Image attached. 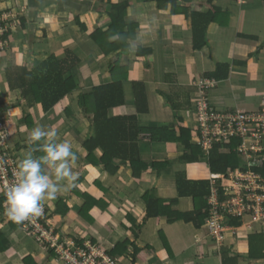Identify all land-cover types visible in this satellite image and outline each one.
<instances>
[{
	"label": "trees",
	"instance_id": "1",
	"mask_svg": "<svg viewBox=\"0 0 264 264\" xmlns=\"http://www.w3.org/2000/svg\"><path fill=\"white\" fill-rule=\"evenodd\" d=\"M111 1L113 0H107L108 7L110 8L108 13L110 29L104 31L97 28L88 35L89 39L97 47V51L101 54L104 52V57L109 59L107 60L108 69L104 74L108 84H98V86H92L91 89L85 90L88 86L87 80L92 81L93 78L88 76L79 77L81 68L79 65L80 59L70 50L66 51L65 57L61 59L57 58L53 53L50 54L33 70H29L24 66L22 67L20 64H14L12 68L6 69L4 73L5 81L0 86V89L3 88L2 85L5 86V96L0 95V118L3 124L6 125L5 116L7 113H5L6 108L4 103L9 97H14L13 93L19 96V99L26 101L29 106L40 107L44 116L54 114L56 106L68 97H75L77 99L79 111L89 121V126L92 129L84 138L83 150L85 156L83 157V161L85 160L92 167L101 166L110 177H114L115 173L124 168V173L125 171L127 173L125 181L131 179L133 184L126 192H123L122 196L130 195V192L132 195L138 196V191L141 188L143 193L140 194L141 197L139 199H136H138V203L144 206V211L142 215L133 211H128V213L122 211L124 219L120 223V227L122 226L125 232L130 233L133 236V240L130 238L119 240L113 236L115 233L112 232L115 230V227L110 222L109 226L105 227L106 231L103 230L106 243L99 242V239L91 233L90 228H93V223L95 222L92 214L96 210L105 214L110 212L115 203L121 205L122 203L116 195L120 196L122 193L116 190L117 194H114L113 191H110L111 189L106 188L102 183L98 182L94 186L95 189L91 192L81 193L79 189H71L69 192V199L70 197L74 199L78 198L82 203L77 208L78 212L75 216L80 221L76 231L71 230L70 233L61 232V227L59 226L63 225L61 222H64V220L60 222L54 219L56 216L59 218L63 217V219L68 218L72 211L66 201L68 199H64L62 196L56 199L54 208L48 211L47 221L55 220V222L53 220L52 222L56 227V233L60 235L63 243L70 242L76 248L85 249L87 242H89L113 259H117L119 264H140L148 261L149 256L154 252L153 246L143 237L144 229L150 222L154 221L155 224H159L164 220L169 226L183 224L191 226L196 233L208 232L207 221L210 218L209 199L213 188L211 175L218 174L223 177V180L221 182L218 181L215 185L222 201L225 199L222 189L229 183V173L242 169L243 158L236 150L239 141H233L227 145H216L206 156L202 147L193 141L194 139L198 141L199 130L197 126H194L195 131H192V128H181L177 131L176 127L175 129L169 128L167 124L159 125L152 123L149 126L144 123V117H148L150 113V101L154 95L156 98L160 96L165 100V103L174 112V122L178 123L184 121L183 118L179 117V112L184 111L186 113L192 108L193 95L187 94L185 96L184 94L166 93L167 91L158 89L156 86L152 87V90H148L145 82L133 79L134 72L130 70L129 66L122 67L119 61L120 58L126 54H132L134 47L138 46L135 55L138 59H146V63L150 65L147 70L149 73L152 71L156 75H159V77H163L168 86H177L178 84V78H175L176 75L168 71L169 68L167 66L170 63L165 62L162 56L157 54L154 47L147 46L145 48L141 46V43H138L141 37L140 32L142 34L145 32L141 31V24L133 23L129 25L127 23V9L133 0H121L115 5ZM192 1L143 0V4L145 6L156 4L158 10L169 13L170 19L174 17L173 22L176 20V16L191 18L193 21V49L191 50L199 51L208 45L207 34L209 26L211 24H220L221 18H224L225 14L222 8L213 5L215 0H208V3L212 7L205 13L195 12L194 9L186 5L191 4ZM262 1L264 2V0ZM178 11L179 15H176L175 12L177 13ZM7 12H11V9L3 12V14ZM22 16L20 18V25L25 27L27 20L24 15ZM75 23L77 24L76 29L79 33L88 34V28L81 23L80 19L76 18ZM21 26L17 27V29L19 28V34H25L26 29H22ZM107 33L110 35V41L115 36L118 37V40L111 41L108 44V49L105 50L104 44L108 39H104V35ZM5 39H8L10 42L16 41V35L10 32L5 36ZM8 49L0 51V54L7 53ZM175 57L174 52L172 59L175 60ZM172 65L173 67L175 66L174 63ZM229 70V65L218 64L214 73L206 75L203 78L215 80L217 83L225 81L229 77ZM190 90L198 94L197 87H192ZM183 96L185 97V102L179 103L178 100ZM156 102L158 101H154L152 104L153 109L157 105ZM130 108H133V111H130L131 114H122V111ZM215 111L219 112L217 109ZM66 113L69 116L68 119L75 118L74 111L71 114L69 107ZM27 119L29 127L32 115H29ZM146 134L150 136V142L162 151L160 154L156 153L154 155L156 158L152 160V163L145 162L141 155V145L146 140L144 138ZM195 134L197 138L194 136ZM6 135L8 136L7 132ZM178 147L183 148V153L178 157L177 162L183 164L185 169L173 171V165L171 164L173 159L165 157L164 152L168 151L171 154H177ZM26 148H28V145ZM9 153L12 155L14 152L10 149ZM98 153H101L100 157H97ZM40 154L36 153V155ZM203 165L207 167L209 175L206 178H199L194 173L196 168ZM251 170L264 177V158H261L258 164ZM154 171L157 172L158 178L165 173L168 180L170 178L174 179L173 182H170L175 189V197L173 199L160 197L158 189L147 184V172ZM121 183L125 185V182L122 180ZM0 188L2 190L0 196V253L11 251L13 246L10 242V237L17 234L19 229L26 236L25 241H27V244L23 241L19 244L20 253H25L21 254L20 258L24 264H51L53 258L56 261L57 255L55 250L51 249L49 244L39 237L32 236V234H25L19 224L13 223L8 219L4 211L6 207L4 202L5 196L1 185ZM186 200L192 202L193 210H183L184 201ZM133 201H135L134 198ZM247 220L248 218H230L227 224L234 228L243 229L244 222ZM254 229H245L251 231L247 241L248 259L252 261L264 260V231H255ZM160 236L164 238L162 232ZM208 239L215 242L211 236ZM112 245L114 246L112 247ZM37 249L45 253L43 259H40L39 255L34 256ZM230 254V249L222 247L223 264H239L240 258H231ZM168 255L171 258L173 257V254H170V252H168Z\"/></svg>",
	"mask_w": 264,
	"mask_h": 264
},
{
	"label": "crops",
	"instance_id": "2",
	"mask_svg": "<svg viewBox=\"0 0 264 264\" xmlns=\"http://www.w3.org/2000/svg\"><path fill=\"white\" fill-rule=\"evenodd\" d=\"M121 0H113L111 1L112 4H117ZM132 1V0H130ZM260 2L256 3L253 2V0H248L246 4L244 5H233L234 8L231 10H228L226 7L224 8L222 5L218 6L219 2H224V0H215L214 6L222 8L225 16L224 18H221L220 24H211L208 28V34H207V41L208 45L199 51H192L188 50V48L193 49V44H192V30H193V21L191 18H184V16H178L179 17V24L176 23L175 20V31L171 33V37L169 38V42L176 41L178 38V41L182 39H189L190 37V42L186 43L185 41H182V43H175L173 42L177 48L176 50H180L181 47H186L184 52H179L177 53L175 49L168 48L162 46V42H158V39H150L148 38L149 34L141 33V37L139 38V42L142 45H144L145 48L148 47H154L155 51L159 56H162L165 62H169L170 64H176L179 62H184L183 64V69L178 70L179 73L175 76L177 77V81L184 83L183 84V90L186 92V89L191 86V88L196 87V84L200 80H205L206 75H209L211 73H214L217 69L218 64H227L229 65L230 68V73L229 77L225 81H219L216 84V87L212 89L211 93L213 98L215 97L218 99V96L220 99H222L225 96L224 100L218 99V103L220 106H223L225 108L224 110L221 111H243V112H256L258 109L261 107V105L264 102V2L262 0H259ZM2 3H9L13 5L15 2L18 8L22 9L24 17L27 20V25L25 27L21 26L22 29H26L25 34H19V28L16 30V41L12 42V45L16 44V47L14 48L12 45L8 49L7 53L0 54V65L2 66L1 72H0V79L2 78L3 81H5V71L8 68H12L14 64H20L22 67H27L29 70H33L36 67H38L50 54H52V50L55 49L54 53L57 58L61 59L65 57L66 51L70 50L73 51L80 59V71H79V77H92L93 80H87V84L89 86H98L96 84V79L98 77V64H95V61L99 60V57L97 53L95 52V48L92 47L93 41L89 39L88 35H90L95 29L100 28L98 21L100 18L108 16L110 8L108 7V2L107 0H5L2 1ZM191 4L195 5L194 11L195 12H208L210 10V7H212L209 3L208 0H193ZM198 6V7H197ZM60 9V14L62 11H66L68 15L61 16L60 14L56 15V19L51 20H46L48 16L54 14L57 9ZM237 8L236 13L237 15L235 16L234 9ZM8 7L6 6H0V15L3 14V12L8 11ZM146 9H149L151 11V14H148L146 12ZM128 16H127V23L129 25L131 24H141L142 29L148 28L147 30H151L153 27L155 30H160L163 28V31L169 27L168 29H171L172 27L171 24H169L170 17L169 13L158 10L156 4H150L149 6H145L143 4V0H133L129 8L127 9ZM257 13V14H256ZM6 14L9 15L10 20H13V16H15V13L13 10L11 12H7ZM227 16V17H226ZM250 16V18H249ZM23 17V16H22ZM58 17V20H57ZM177 17V16H176ZM72 18H87L88 20H93V27L88 30V34H78V32L75 34V31L72 32L73 29H71L70 24L72 21L69 19ZM226 18V19H225ZM235 18V19H234ZM109 18L107 19V21ZM14 21V20H13ZM16 21V20H15ZM145 21V22H144ZM159 22L160 28L157 29L155 24ZM164 22H167L168 24H164ZM182 22H186L185 24ZM45 23H49L48 25H44ZM263 23V24H262ZM147 27H146V26ZM149 25V27H148ZM50 27V28H49ZM42 28V29H40ZM63 28L65 32L62 34L61 31H58L59 29ZM248 28H251L248 30ZM57 31V32H56ZM142 31V30H141ZM52 33V35L50 33ZM13 34V35H14ZM73 35L75 34V40L73 39L72 41L69 40L70 45L66 42L64 36L65 35ZM22 35V37H21ZM68 35V39H69ZM162 36L165 39V34ZM22 38V40H21ZM229 39H232V44L228 41ZM63 41V42H60ZM91 42V44H90ZM66 44V45H65ZM65 45V46H64ZM218 45L222 47L218 48ZM95 46V44H94ZM161 46V48H160ZM172 49V50H171ZM225 49H228V56L226 57L227 59L222 62L216 63V55L218 52H223ZM233 49V52L231 53V50ZM97 50V47H96ZM134 50V49H133ZM138 50V46H137ZM134 50V51H137ZM14 51V52H13ZM27 52V53H26ZM64 53V55H61V53ZM175 52V60H173V53ZM101 54V53H100ZM102 57L105 55L101 54ZM125 56V57H124ZM124 60L126 67L129 66V64H134L136 66L137 71L133 73V79L137 80L139 82H145L147 84L148 90H152V87L156 86L157 88L159 87L162 90L168 91L169 86L166 84V81L163 80V77H159V75H156L154 72H148V67L150 66L148 63H146V59H138L136 55L134 56L132 54H126L124 55ZM172 56V57H170ZM190 58H187L189 57ZM224 58V57H223ZM216 63L215 68H211L210 65L212 63ZM87 65L90 66L87 67ZM83 67H87L86 69H83ZM209 67V69H208ZM185 73V74H184ZM186 73L188 75H186ZM183 74V75H181ZM189 75H193L194 80L192 81L189 77ZM251 75H253V79H251ZM105 77V76H103ZM203 78V79H202ZM197 79V80H196ZM207 79V78H206ZM209 80V79H207ZM255 80V81H252ZM192 81L193 86L191 83ZM107 79L105 81H101L99 84H108ZM85 83V82H84ZM83 83V84H84ZM94 83V84H93ZM188 83V87L186 88V85ZM90 88V87H89ZM85 90H88L87 88ZM238 92H240L241 98L237 97ZM169 93V92H168ZM196 92L192 91L191 95H193L192 98H194ZM14 97H18L15 93L12 94ZM160 100L164 101V99L160 96H158ZM209 97V95H208ZM182 99V97H181ZM8 101L11 100V97L7 99ZM74 100L77 101L75 97H68L64 101H62L56 108L54 109V115L56 116V120L50 121L49 124L45 123V117L44 114L41 112L40 107L38 106H29L26 101L19 99L18 103L13 109H7L5 113V119H6V132L8 133L9 136V144L15 154V152L20 153V159L19 161L24 157L25 150L27 149V138L29 136L30 131L37 126H42L46 130H52V125H55L56 127L53 128V131H58L60 128L65 127V125L68 123L69 120H72L71 118L68 119V121H64L63 117L59 116V111L57 108H60V111L66 112L67 108L69 107V110L71 113H73L72 110V105ZM154 100V99H153ZM183 100V99H182ZM155 101H158L156 99ZM193 101V100H192ZM242 101V105L247 106V108H241L238 105ZM7 102V101H6ZM152 102V99H151ZM184 102V100H183ZM7 104V103H6ZM157 104V103H156ZM63 105V107H62ZM77 106V105H76ZM155 105L156 109H160L161 107ZM230 108H226V107ZM78 107V106H77ZM212 108L214 106L211 105ZM232 107V108H231ZM233 107H237L238 109H234ZM249 108V109H248ZM78 111L77 113L79 114V108H77ZM218 110V105L216 108ZM74 113L75 109L73 110ZM219 111V110H218ZM219 111V112H221ZM155 113L156 110H155ZM32 115V121L30 122V126L28 127V116ZM44 118H42L41 116ZM75 116V115H74ZM82 117V115H79ZM72 117V116H71ZM27 119V122H26ZM75 119V118H73ZM77 120V119H76ZM81 122H84V126L86 127V124H89V121H87L86 118H82ZM157 124H160L155 119V122ZM83 126V125H82ZM83 126V127H84ZM22 127L25 128V130H22ZM82 138H78L77 140L73 139V136H71V139H68V136H65L64 138H56L57 142L60 141H68L73 145V150L79 157L77 161L75 162L73 166V171L76 173H81L83 172L82 170L78 171V166L80 165L81 167L84 168V163L85 160L83 161V157L85 156L83 148H81V143L85 140L81 134ZM148 141H144L141 145V153L143 155H148L149 152L154 155L156 153L160 154L162 151H160L159 147L153 146L148 147L149 145L146 144ZM76 143V144H75ZM151 143V142H150ZM152 144V143H151ZM75 145H77V149H75ZM21 146V147H20ZM159 149V152H158ZM101 153H98L97 157H100ZM89 165V164H88ZM92 167V166H91ZM98 167V166H97ZM97 167H92L91 171H86V173L79 179V181H76V186L72 188L65 187L67 185V182H60L61 183V192L58 194V197L62 196L69 204L71 207L72 211L69 214L68 218L63 219V217H58L56 216V220L62 221L64 220L63 225H60L61 227V232L65 233H70L71 230H75L77 227L69 226L68 221L73 220L75 216L77 215L78 212V207L80 206L81 201L77 198L74 199L73 197H68L69 193H66V189H79L81 193H87L91 192L92 190L95 189L94 186L96 183H102L106 188L111 189L110 191H113L114 194L116 190L118 192L121 191H127L128 188H130L131 180L129 181H124L125 185L121 183L122 176L125 175L127 176V173L125 171L124 173V168H121L118 173H115L114 177H110V175L104 171V169L101 167V169H98ZM48 173L53 176L54 179V173L53 170L47 169ZM117 177V178H116ZM166 178V177H163ZM84 185V186H83ZM123 186V188H122ZM77 187V188H76ZM127 189H126V188ZM158 195L164 199H173L175 197V189L174 186L171 185L170 180H165V179H158ZM140 192H143V190L140 188ZM62 192H65L66 194L63 195ZM2 190L0 188V196H1ZM174 195V196H173ZM118 198V194L116 195ZM57 197V198H58ZM110 197V196H109ZM111 199V197H110ZM55 200L52 201H47L45 200L43 204L49 205L51 209L54 208L55 206ZM121 205L119 203H115L114 207H112V211L114 208L120 209L121 211H124L128 213V211H133L137 210V207H140L142 212L144 210V206L141 203H138L137 200H129L127 197L121 198ZM133 206V208H131ZM53 207V208H52ZM110 209V210H111ZM110 211L108 213L102 214L99 211H97L96 216H101L102 218L104 215H108L109 218H112L111 213L113 212ZM133 211V212H135ZM137 212V211H136ZM137 214H139L137 212ZM118 218V217H117ZM53 222H55V220ZM119 219V218H118ZM117 219V220H118ZM51 220V221H52ZM123 220L119 219L118 222L119 224ZM151 223V222H150ZM149 223V224H150ZM58 225V224H57ZM151 225V224H150ZM154 225L155 222H154ZM152 226V225H151ZM168 227L167 230L170 232V236L172 237V231L175 229L176 226H169L167 225V222L162 220L159 224H157L156 229L162 231L163 228ZM183 227V232L185 231L186 225H182ZM174 227V228H172ZM161 228V229H160ZM255 228V231H264V227L261 226H253ZM251 228L250 230H252ZM247 228H243L241 230L240 228H237L238 232L242 233V236H244L243 239L241 240H236V236L232 233V231H228L225 233V240L220 246L219 244V250L216 251L213 248L210 250V248L204 247V244H206L210 239L209 233L207 231H204L203 233H197L195 235L196 238V248L194 250H189V252L184 253V255L180 254V256H175V259H172L168 253H167V259L163 260V262L156 261L155 264H177L178 260L180 257L183 258V261H185V264H200L198 261H200L199 257L202 256L203 254L206 257H209L212 253L213 250L216 251L217 257L219 259V264H223L222 261V247L228 248L231 250L230 257H239V264H264V260H256L252 261L248 259V236L251 234V231L245 230ZM8 231V230H7ZM16 233V232H15ZM166 235V234H165ZM167 236V235H166ZM198 236V237H197ZM241 236V237H242ZM26 236L20 232L18 229V233L10 237V242L12 243V249L10 252H5V253H0V264H24L21 261V254H25L24 252L20 253V242L23 241L25 244H27ZM207 237V240L206 238ZM168 238V236H167ZM119 239V238H118ZM121 239V238H120ZM160 239V238H159ZM169 241H173V239L170 237L168 238ZM204 240L206 241L204 243ZM215 241V240H214ZM243 241V243H241ZM215 245L217 242H214ZM114 245H112L113 247ZM170 246V245H169ZM194 247V246H193ZM192 247V248H193ZM154 252L149 256V260L146 261L144 264H152V261H155L154 259L157 258L160 254L158 247H153ZM35 255H39L40 259H43L45 257V253L42 250H36L34 253ZM173 256V257H174ZM196 263L194 262L195 259ZM158 260V259H157ZM53 261L55 259L53 258ZM56 262V261H55ZM50 264V263H49ZM52 264V262H51Z\"/></svg>",
	"mask_w": 264,
	"mask_h": 264
},
{
	"label": "built area",
	"instance_id": "3",
	"mask_svg": "<svg viewBox=\"0 0 264 264\" xmlns=\"http://www.w3.org/2000/svg\"><path fill=\"white\" fill-rule=\"evenodd\" d=\"M247 1L235 0L238 5H244ZM16 23L10 20L8 14L0 15V51L10 48L5 36L9 30L17 28ZM199 84L197 98L200 106L196 116L198 145L207 156L216 145L239 141L236 150L243 158L242 169L229 173V183L222 189L225 194L222 201L215 185L223 177L218 174L211 175L213 188L209 199L210 218L207 226L212 239L222 244L226 232L232 231L237 235V228L227 224L230 218L250 219L248 224L244 223L243 227L247 226L245 228L264 227V177L251 170L264 158V102L256 112H216L208 99V91L216 87V81L205 79ZM9 151L8 136L0 118V185L4 193L15 181L18 166V159ZM48 211L49 206L43 204L41 216L19 225L25 234H32L49 244L55 250L58 264H119L117 259L89 242L85 249L76 248L70 242L63 243L60 235L56 233L54 223L47 221Z\"/></svg>",
	"mask_w": 264,
	"mask_h": 264
},
{
	"label": "rangeland",
	"instance_id": "4",
	"mask_svg": "<svg viewBox=\"0 0 264 264\" xmlns=\"http://www.w3.org/2000/svg\"><path fill=\"white\" fill-rule=\"evenodd\" d=\"M2 1H5V0H2ZM10 1H12V0H10ZM20 1H22V0H20ZM253 2H256V3H258V2H260L259 0H253ZM223 4V5H222ZM17 5H20V4H16L15 2L13 3V5H11V4H9L8 2L7 3H2L1 2V0H0V6H6V7H8V8H10L11 10H13L14 11V13H15V16H13V20L15 21L16 20V26H20V24H21V17H22V15H23V12H22V9H21V7H20V9L18 8V6ZM188 7H191V9H194L195 8V5L194 4H186ZM223 6L224 8L226 7L228 10H231L232 8H234L233 7V5H236V2H235V0H224V2H219V4H218V6ZM194 7V8H193ZM198 7V6H197ZM235 11H234V15L236 16L237 15V13H236V10H237V8H235L234 9ZM146 12L148 13V14H151V11L149 10V9H146ZM57 14H60V9L58 8L57 10H56V12L54 13V14H52V15H50V16H48V18H46V20H49V22L51 21V20H54V19H56V15ZM175 14L176 15H179V11L176 13L175 12ZM257 14V13H256ZM25 15V14H24ZM65 15H68V13L66 12V11H62V13L59 15L60 16V18H61V16L63 17V16H65ZM173 16V15H172ZM227 17V16H226ZM249 18H250V16H249ZM264 18V17H263ZM107 19H108V17L107 16H105L104 15V17H102V18H100L99 19V21H98V24H99V27H100V29H102V30H104V31H107V29H110L109 28V20L107 21ZM173 19H174V17H171V19H170V21H169V24H171V26L170 27H172L171 29H168L169 27H167L164 31H163V28L162 29H160V30H155L153 27L151 28V30H147L148 28H143L142 29V31H145L144 33L145 34H149V36H148V38H154V39H158V42H162V44L164 45V47H168V48H173V49H175L176 50V48H177V46L173 43V42H175V43H182V41H185L186 43H189L190 42V38L189 39H187V40H185V39H182V40H180V41H178V38H177V40L176 41H173V42H169V38L171 37V33H173L174 31H175V21L173 22ZM226 19V18H225ZM235 19V18H234ZM57 20H58V17H57ZM70 20L72 21V18H70L69 19V22H70ZM75 20H76V18L75 19H73V21H72V23L70 24V26H71V29H73L74 31H75V34L78 32L77 30H76V26H77V24L75 23ZM145 22V21H144ZM179 22H180V20H179V17L177 16L176 17V23L177 24H179ZM81 23L82 24H85L86 26H87V28L88 29H90V28H92L93 27V20H88L87 18H82L81 19ZM182 23H186V22H182ZM49 23H45L44 25L46 26V25H48ZM141 24H143L142 22H141ZM164 24H168L167 22H164ZM263 24V23H262ZM159 25V22L157 21V23L155 24V26L157 27V29H159L160 28V26H158ZM148 27H149V25H148ZM10 29H11V27H9ZM50 28V27H49ZM97 28V27H96ZM40 29H42V28H40ZM63 28H61V29H59L58 31H60V30H62ZM251 28H248V30H250ZM16 30H17V28L15 27L14 28V30H9L7 33H6V35L8 34V33H10V32H13V34L14 33H16ZM57 32V31H56ZM65 31L64 30H62L61 31V33L63 34ZM50 33V32H49ZM109 34H110V32H108ZM108 33L106 34V35H104L105 36V38L104 39H108V41H106L105 42V44H104V49L105 50H107L108 49V44H110V42L111 41H117L118 40V37L117 36H115V37H112V40L110 41L109 40V36L110 35H108ZM51 35H52V33H50ZM75 34H73V35H69V39H68V35H65L64 36V38H65V40H67L66 42H63V41H60V42H63V43H67V44H69L70 45V42H69V40L70 41H72L73 39L75 40ZM78 34H80L79 32H78ZM140 34H141V32H140ZM162 34L164 35L165 34V39L163 40V36H162ZM103 35V34H102ZM173 36V35H172ZM7 41H8V43H9V45L11 46L12 45V42H10L8 39H6ZM21 40H22V38H21ZM229 42H230V44H232V39H229L228 40ZM90 44H91V42H90ZM66 45V44H65ZM64 45V46H65ZM14 48L16 47V44L15 45H12ZM142 47H144V45H141ZM92 47H94L95 48V52L97 53V55H98V57H99V60H97V61H95V63H94V65L95 64H98L99 65V69H98V77H97V79H96V84L98 85L102 80L103 81H105V79H106V77H103L104 76V74L107 72V64H108V61L107 60H109L108 58H105V57H102L101 56V54H100V52H98L97 50H96V46H94V43H92ZM220 46L218 45V48H219ZM56 49V48H55ZM55 49H53L51 52L52 53H54V51H55ZM185 49H187L186 47H181V49L180 50H176V52L177 53H179V52H184L185 51ZM220 49H222V47H220ZM134 50H137V47L135 46L134 47ZM172 50V49H171ZM188 50H189V52H190V48H188ZM14 52V51H13ZM135 52L136 51H134L133 52V55L135 56ZM233 52V49L231 50V53ZM27 53V52H26ZM220 52H218V54L216 55V63H218V62H222V61H225L227 58V56L229 55L228 54V49H225L223 52H221V55L222 56H220V54H219ZM4 54H6V53H4ZM103 55H104V52L102 53ZM61 55H64V53L62 52L61 53ZM114 57V56H113ZM125 57V56H124ZM124 57L122 56L121 58H120V63H121V65H122V67H126V65H125V61L126 60H124ZM224 57V58H223ZM187 58H190V56L189 57H187ZM113 60V59H112ZM185 62V61H184ZM184 62H179V63H177L176 62V64H175V66L173 67V65L172 64H170L169 66H167L168 68H169V72L171 73V74H173V75H177L178 73H179V71L178 70H180V69H183L184 67H183V64H184ZM216 63H212V65H210L211 66V68H215L216 67ZM185 65V64H184ZM81 67V66H80ZM87 67H89L90 68V66L89 65H87ZM87 67H83V69H86ZM129 67H130V70L132 71V72H136L137 71V68H136V66H134V64H129ZM173 67V68H172ZM170 68H172V69H170ZM1 69H2V66L0 65V72H1ZM208 69H209V67H208ZM185 74V73H184ZM2 75V74H1ZM0 75V76H1ZM181 75H183V74H181ZM186 75H188L187 73H186ZM190 77V79L193 81L194 80V78H193V75H189ZM251 77V79H253V75H251L250 76ZM192 81H190L189 83H191V85L193 86V84H194V82H193V84H192ZM252 81H255V80H252ZM2 82H4L3 80H2V78L0 79V86H1V83ZM182 83H184L183 81H182ZM180 81L178 82V84H177V86L176 85H172V86H169V89H168V91L166 92V93H172V94H184L185 96L187 95V94H190L191 95V90H190V88H191V86L190 87H188L189 85H188V83H187V85H186V88L188 87V89H186V92H184V88H183V84H182ZM3 87V88H2ZM2 89H0V95H2V96H5V86H3L2 85ZM90 87V88H89ZM196 87L199 89V87H200V84H199V82L196 84ZM87 89L89 90V89H91V86H87ZM158 89H160L159 87H158ZM3 90V91H2ZM157 90V89H156ZM211 91H212V89H211ZM211 91H208V95H209V97H208V99H209V104H210V106L212 105V106H214V108H216V106L218 105V110L219 111H221V110H224L225 108H223V106H220L219 105V101L220 100H224L225 99V96L222 98V99H220L219 98V96H218V99H220L219 101H218V99L215 97V99L213 98V96H212V94H210L211 93ZM155 96V95H154ZM152 97V102L150 101V113H149V115H148V117L146 116V117H144V123H146L147 125H149V126H151L152 125V123H154L155 122V119L158 121V122H160V124L159 125H162V124H167V125H169V128H174L175 129V127H176V129H177V131H179L181 128H187V129H191L192 128V131H195V127L194 126H196L197 124H196V121H197V119H196V116H198V109H199V104L200 103H198L199 101H198V98H197V94H195V97L193 98V102H192V108L189 110V111H187L186 113L184 112V111H182V112H179V117H181V118H183L184 119V121L183 122H181V123H178V122H174V117H173V110L169 107V105H167L166 103H165V100L163 101H161L160 100V98H156V97ZM237 97H240L241 98V95H240V92H238V95H237ZM154 99V100H153ZM156 99H158V102H156L157 104H158V106H160L161 108L160 109H156V107L153 109V102L156 100ZM182 99L184 100V102H185V97L183 96L182 97ZM181 98L178 100L179 101V103H184L183 102V100H182ZM7 102H5L4 104H5V108H6V110L7 109H13L15 106H16V104L18 103V101H19V98L18 97H11V100H6ZM240 103L238 104V105H236V106H240L241 108H247V106H244V105H242L241 103H242V101H239ZM7 103V104H6ZM73 103V105H72V112H73V110L75 109V112L76 113H74V115H75V119H72V120H69L68 121V117L69 116H67L68 114L66 113V112H64V111H60V108H57L58 109V111H59V116L60 117H63L64 118V121L66 120V121H68V123L65 125V127H62V128H60V130L58 129V131H56V133H57V136H56V138H58V139H60V138H64L65 136H68V139H71L70 137L71 136H73V139H75V140H77L78 138H82L81 137V134H82V136L83 137H86L88 134H89V132L92 130L91 129V127L89 126V124H86V127L84 126V122H81V120H82V118H83V116L82 117H80L79 115L80 114H82V112H80L79 114L77 113V111H78V107L76 106L77 105V101L76 100H74V102H72ZM157 106V107H158ZM62 107H63V105H62ZM226 108H230V106L228 107H226ZM232 108V107H231ZM234 109H238L237 107H233ZM249 109V108H248ZM155 110H156V112L157 113H155ZM130 111H133V108H130V109H127L126 111H122V114H125V115H127V114H131V112ZM42 113H43V111H41ZM54 112H55V110H54ZM222 112V111H221ZM163 113V114H162ZM72 114V113H71ZM41 116V115H40ZM42 117V116H41ZM45 117V123H47V124H49L50 123V121H52V120H56V116L54 115V114H51L50 116H44ZM43 118V117H42ZM44 119V118H43ZM77 119V120H76ZM157 123V122H156ZM155 123V124H156ZM84 127H83V126ZM56 126L55 125H52V130H53V128H55ZM22 130H25V128L24 127H22ZM196 138H197V136H196V134L194 135ZM89 138V137H88ZM144 138L146 139V141H148L146 144H148L149 146L148 147H152V149H153V144H151L150 143V136L148 135V134H146L145 136H144ZM194 141V143H198V141L197 140H193ZM83 143H84V141L81 143V148H83L84 149V146H83ZM8 144H9V139H8ZM76 144V143H75ZM9 147H10V149H12L11 148V146H10V144H9ZM21 147V146H20ZM75 149H77V150H79L78 148H77V145H75V147H74ZM154 149H155V146H154ZM178 150H177V154H171V153H169L168 151H166V152H164L165 154H164V156L165 157H169V158H172L173 160H172V162H171V164L173 165V171H179V170H183V169H185V166L183 165V164H181V163H178L177 162V159H178V157L179 156H181L182 155V153H183V148H180V147H178L177 148ZM25 153H26V150H25ZM15 154L16 155H14V154H12V156L13 157H16V160L17 159H20L21 157V155H20V153H16L15 152ZM142 156H143V159H144V161L145 162H147V163H152V160H154L155 158H156V156H154V153L152 154L151 152H149L148 153V155H143V154H141ZM157 157H159V156H157ZM84 168L83 167H81L80 165L78 166V171H80V170H84L83 172H81V173H78V172H76V174L78 175V181H79V179H81V177L86 173V171H91L92 170V167L90 166V165H88V164H85L84 163ZM98 169H101V167L100 166H98L97 167ZM46 171H47V169H46ZM156 171H154V172H147V174H146V182H148L147 184L148 185H150L151 187H158V179H160V178H162V179H167V178H163V177H166V174L165 173H163V175L160 177V178H158L157 177V175H156ZM197 175V177H199V178H206L208 175H209V172H208V169H207V167L205 166V165H203V166H200V167H198V168H196V171H195V173H194V175ZM126 175V174H125ZM125 175H123L122 176V181H125L126 180V177L127 176H125ZM117 178V177H116ZM131 180V179H130ZM168 180V179H167ZM174 180V179H173ZM173 180L170 178V182H173ZM64 182H67V181H64ZM133 184V181H131V184H129L130 186ZM84 186V185H83ZM92 186H95V185H92ZM72 188V187H71ZM122 188H123V186H122ZM126 188V187H125ZM127 189V188H126ZM67 190V192L66 193H69L70 192V190L71 189H66ZM123 192H125V191H122V194L119 196V200L121 201V198H123V197H127V199H129L130 201L131 200H133V198L135 199V200H138L141 196H140V194H142L143 192H139L138 191V196H135V194H133L132 195V193L130 192V195H127V196H122L123 195ZM63 193V195H65L66 193L65 192H62ZM133 196H135V197H133ZM174 196V195H173ZM63 198V197H62ZM136 198H138V199H136ZM49 206V205H48ZM184 211H191V210H193V204H192V202H190V200H186V201H184ZM80 207V206H79ZM53 208V207H52ZM131 208H133V206H131ZM137 210V212L139 213V215H142V210H141V208L140 207H137L136 208ZM110 211H112V209L110 210ZM133 211H135V210H133ZM135 211V213H137ZM144 211V210H143ZM113 214L111 213V216H112V218H109V216L108 215H104V217L102 218L101 216L99 217V216H96V214H97V210L92 214V217L94 218V220H95V222L93 223V228L91 227L90 229H91V233L92 234H94L98 239H99V242L101 241L102 243H106L105 242V236H104V232H103V230L104 231H106V229H105V227H107V226H109V223L111 222L112 223V225L115 227V230H113V232L112 233H115V234H113V236H115V237H117V238H119V240H120V238L121 239H123V238H130L131 240H133V236L130 234V233H127V232H125V230H124V228L121 226L120 227V224H119V222H118V220L119 219H121V220H123L124 218H123V212L121 211V208L120 209H117V208H114L113 209ZM101 213V212H100ZM119 219H118V218ZM118 219V220H117ZM248 220H250V219H248ZM245 221L244 223L245 224H248V222L249 221ZM68 223H69V226H72V228L73 227H77V226H79V224H80V221H79V219L78 218H74L73 220H70V221H68ZM152 226H151V225ZM150 224H148L146 227H145V229H144V235H143V237H144V239H146V241L151 245V246H153V247H158V249L157 250H159V252H160V254H159V256L157 257V258H155L154 260L155 261H152V264H155V262L156 261H161V262H163V260H166L168 257L166 256L167 255V253L168 252H170V254H173V256L175 255V256H180V254H182V255H184V253H186V252H189V250H188V248L190 249L191 248V250H194V248H196V246L195 245H197L196 244V238H195V235H197V233H196V231L191 227V226H186L185 227V231H187L186 233L185 232H183V227L184 226H182L183 224H177V225H175L176 227H175V229L172 231V237L169 235L170 234V232L167 230V226L165 227V228H163V230L162 231H160V230H157L156 229V226H157V224L156 225H154V221L153 222H151ZM245 227H247V226H245ZM172 228H174V227H172ZM161 229V228H160ZM207 229H208V226H207ZM241 230H243V229H241ZM161 232H162V235L164 234V238H162L161 236H160V234H161ZM208 233H209V230H208ZM168 236V238L170 237V239L172 238L173 239V241L171 242V241H169L168 240V238H167V236ZM242 233L241 232H238L237 231V236H236V240H241V239H243L244 238V236H242ZM198 237V236H197ZM160 238V239H159ZM206 238V240H207V237H205ZM144 239H143V241H144ZM206 241L204 240V243H205ZM220 243V242H219ZM241 243H243V241L241 242ZM170 245V246H169ZM222 244H220V246H221ZM111 246V245H110ZM194 246V247H193ZM216 246H217V248H216ZM193 247V248H192ZM204 247H207V248H210V250L211 249H213V248H216L215 250L216 251H218L219 250V244L217 243L216 245H215V243L213 242V241H211V240H209L206 244H204ZM196 249H198V248H196ZM215 250H213L212 251V253H211V255L209 256V257H206L204 254L202 255V256H200L199 257V259H200V261H198V263L200 262V264H219V259H218V257H217V253H216V251ZM175 256L174 257H172V259H175ZM158 259V260H157ZM195 259V258H194ZM198 259V258H197ZM197 259H195V263H196V260ZM58 262L56 261H52V264H57ZM140 264H144V263H140ZM177 264H185V261H183V258L182 257H180L179 258V260H178V262H177ZM197 264V263H196Z\"/></svg>",
	"mask_w": 264,
	"mask_h": 264
},
{
	"label": "clouds",
	"instance_id": "5",
	"mask_svg": "<svg viewBox=\"0 0 264 264\" xmlns=\"http://www.w3.org/2000/svg\"><path fill=\"white\" fill-rule=\"evenodd\" d=\"M56 136L55 131L42 126L30 131L28 148L18 163L15 181L4 193V211L11 222L22 224L41 216L43 202L57 199L61 192L60 182L67 181L65 187L68 188L76 186L78 175L73 166L78 156L70 142H57ZM46 169L53 170L54 179ZM49 210H52L50 206Z\"/></svg>",
	"mask_w": 264,
	"mask_h": 264
}]
</instances>
